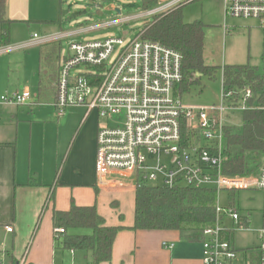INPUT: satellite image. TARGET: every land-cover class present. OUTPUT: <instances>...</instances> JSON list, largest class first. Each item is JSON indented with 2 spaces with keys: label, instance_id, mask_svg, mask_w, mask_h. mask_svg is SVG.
Returning a JSON list of instances; mask_svg holds the SVG:
<instances>
[{
  "label": "built area",
  "instance_id": "built-area-1",
  "mask_svg": "<svg viewBox=\"0 0 264 264\" xmlns=\"http://www.w3.org/2000/svg\"><path fill=\"white\" fill-rule=\"evenodd\" d=\"M188 1L158 0L154 7L142 11L141 17H153ZM223 10L226 18L254 20L264 31V0H223ZM96 28L91 25L71 33ZM224 28L227 30L226 25ZM68 34L61 32L58 36ZM54 37L32 35L42 43ZM13 49L11 45L0 46V53ZM182 77L180 52L144 39L140 32L132 38L109 35L71 41L66 53L59 55L53 103L56 116H62L67 107L85 106L87 112L96 110L99 118L112 123L98 127L96 133L95 174L99 186L136 189L152 183L169 188H213L215 222L202 230L201 262L235 264L239 250L230 236L235 229H246L247 220L236 208L221 206L218 194L221 190H264V158L255 174L223 173L224 111L252 108L255 96L248 87L222 86L218 104L187 106L179 91L175 93ZM39 104L28 89L0 94V106ZM182 122L197 134L188 146L180 143ZM6 230L12 231V227ZM64 232L62 227L54 229L56 236ZM257 232L258 264H264V226Z\"/></svg>",
  "mask_w": 264,
  "mask_h": 264
},
{
  "label": "rangeland",
  "instance_id": "rangeland-1",
  "mask_svg": "<svg viewBox=\"0 0 264 264\" xmlns=\"http://www.w3.org/2000/svg\"><path fill=\"white\" fill-rule=\"evenodd\" d=\"M184 22L201 21L204 25L203 62L206 65L219 66L214 78L198 75L199 80L187 92L180 95L183 104H218L221 89V68L223 66L249 65L256 73L264 74V31L248 24H255L254 20H244L225 17L223 0H191L182 3ZM111 7V8H109ZM64 12L77 11L74 25L65 15L59 27L51 26L49 32L67 33L91 25L95 30H85L71 36H58L55 33L49 42L55 45L59 55L66 53L71 41L98 39L113 35L115 37L132 38L143 28V24L153 17H141V0H61ZM119 10V11H118ZM72 14V13H71ZM140 14V15H139ZM227 26V30L224 26ZM44 27L37 23H12L10 43L13 50L0 53V94L10 88L28 89L32 98L37 97L39 73L37 42L32 39V33L45 34ZM38 41V40H37ZM12 61V62H11ZM12 70L9 73L8 65ZM40 68V69H39ZM44 70L41 69L42 72ZM74 69L71 70L73 73ZM58 70L50 79L41 84V92H47L46 97L38 102H48L51 99L49 90L56 91ZM45 78V77H44ZM54 83L55 88L52 87ZM51 88V89H50ZM178 87L175 90L178 91ZM49 94V95H48ZM256 98V96H255ZM256 104V103H255ZM32 111H31V110ZM22 112L21 117L26 121L21 123L19 153L25 177L31 173L51 179L57 169L62 168L66 160L76 162L81 156V147L95 129L106 124H112L105 118L95 119L89 116L77 130L83 116V108L70 106L65 115L55 117L53 107L49 105H31L17 108ZM240 110L226 109L224 111L225 125L238 127L240 124ZM153 185L152 183H149ZM234 200V206L242 219H246L245 228L236 230L230 238L238 253L249 257L246 264H256L258 259L257 229L264 226V190L247 189L238 191L221 190L218 202L221 206H228ZM227 223H230L227 220ZM88 232L86 229L78 231ZM0 259H2L0 255ZM2 259L1 264H7ZM239 264H245L239 263Z\"/></svg>",
  "mask_w": 264,
  "mask_h": 264
},
{
  "label": "crops",
  "instance_id": "crops-1",
  "mask_svg": "<svg viewBox=\"0 0 264 264\" xmlns=\"http://www.w3.org/2000/svg\"><path fill=\"white\" fill-rule=\"evenodd\" d=\"M64 11L61 8V0H7L6 16L16 23H37L44 27L43 32L45 33L50 31L51 26L59 27L65 15L69 18L77 12L66 14ZM60 13H62L61 18ZM76 19H69V22L71 24L75 22V25L78 23ZM246 25L249 30L255 25L257 27L256 22ZM257 29L260 28L257 27ZM59 32L45 33L41 37L52 36ZM70 33L67 36L73 35ZM34 42H37L39 47L42 43L40 40H34ZM11 62L8 65L9 73L12 70ZM38 62L40 68H44L42 72L39 68V83L44 82L45 79H51L58 70V57L55 62L56 70L51 71L40 63L39 50ZM39 83L37 97L32 98L33 100L43 99L47 95V92L40 93L42 85ZM52 87L55 88L54 83ZM12 90L21 89L10 88L3 93ZM49 93L50 101H42L39 105L53 107L55 117L60 119L66 112L60 117L56 116L53 104L56 91L49 90ZM185 105L210 106L215 104L185 103ZM28 106L31 105L0 106V255L2 259L5 258L4 262L7 264H93L88 252L65 248L55 239L52 211H66L74 204L76 206L94 205L106 226L121 227L114 237L110 260L100 264H202L200 241H187L175 230H134L130 228L134 221L136 189L133 186L123 188L109 185L99 186L96 181L95 150L98 127H95L86 139L85 145L81 147V156L78 161L68 162L66 160L62 168L59 167L51 179L49 175L40 177L35 172L25 177L19 153V142L21 123L26 120L21 117L22 112L19 113L17 108ZM74 107L84 110L77 130L89 116L99 118L96 110L87 112L85 106ZM50 193L52 198L46 202ZM7 226H11L12 231H7ZM81 229L67 230V233H90L88 229H86L88 232H78ZM170 244L172 246H169ZM240 255L241 253L235 264L244 262L246 264L249 257L246 253ZM2 259H0V264ZM256 264H258V259Z\"/></svg>",
  "mask_w": 264,
  "mask_h": 264
},
{
  "label": "trees",
  "instance_id": "trees-1",
  "mask_svg": "<svg viewBox=\"0 0 264 264\" xmlns=\"http://www.w3.org/2000/svg\"><path fill=\"white\" fill-rule=\"evenodd\" d=\"M157 2L141 0L142 11L154 7ZM182 7L183 4H179L154 15L140 31L144 39L169 46L182 55L183 77L178 86L180 94L198 82V75L214 78L220 68L204 64V25L201 21L184 22ZM6 9L7 0H0V46L10 45L11 25L15 22L7 18ZM79 13L75 12L69 19L77 18ZM57 57L55 45L50 42L40 44L39 61L51 71L57 69ZM221 70L223 88L248 87L256 96L253 98L255 106L241 112L238 127L224 125L222 171L226 175L255 174L264 158V74L256 73L249 65L223 66ZM196 135L184 122L181 123L182 146H188ZM51 195H48L46 202L51 200ZM215 201L213 188L142 185L135 191L134 221L130 228L175 230L187 241H200L202 230L215 222ZM229 206L235 208L234 200L230 201ZM52 223L54 229L62 227L65 230L63 234L55 235L58 244L88 252L93 264L110 260L114 237L121 229L120 226H106L94 205L72 204L66 211L53 210ZM76 228L88 229L90 233H67V230Z\"/></svg>",
  "mask_w": 264,
  "mask_h": 264
}]
</instances>
